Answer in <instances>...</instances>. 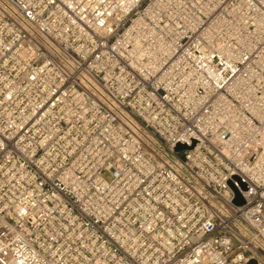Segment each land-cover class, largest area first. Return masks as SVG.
Segmentation results:
<instances>
[{"label":"built area","instance_id":"1","mask_svg":"<svg viewBox=\"0 0 264 264\" xmlns=\"http://www.w3.org/2000/svg\"><path fill=\"white\" fill-rule=\"evenodd\" d=\"M250 262L264 0H0V264Z\"/></svg>","mask_w":264,"mask_h":264},{"label":"water","instance_id":"2","mask_svg":"<svg viewBox=\"0 0 264 264\" xmlns=\"http://www.w3.org/2000/svg\"><path fill=\"white\" fill-rule=\"evenodd\" d=\"M178 149H180V148H184V146H178L177 147ZM234 202H236V203H241V198L238 196V195H236V198L234 199ZM249 264H254L253 262H250Z\"/></svg>","mask_w":264,"mask_h":264}]
</instances>
